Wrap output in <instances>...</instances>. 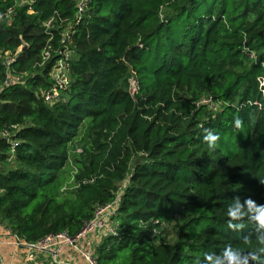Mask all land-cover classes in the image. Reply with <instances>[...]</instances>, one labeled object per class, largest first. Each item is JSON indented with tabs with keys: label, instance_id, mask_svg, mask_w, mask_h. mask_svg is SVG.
<instances>
[{
	"label": "trees",
	"instance_id": "trees-1",
	"mask_svg": "<svg viewBox=\"0 0 264 264\" xmlns=\"http://www.w3.org/2000/svg\"><path fill=\"white\" fill-rule=\"evenodd\" d=\"M65 48L68 84L46 101ZM8 75L0 224L12 234L74 236L117 199L97 264L264 247L255 222L227 223L235 197L264 205V0H0V83ZM204 129L219 133L215 150Z\"/></svg>",
	"mask_w": 264,
	"mask_h": 264
},
{
	"label": "built area",
	"instance_id": "built-area-1",
	"mask_svg": "<svg viewBox=\"0 0 264 264\" xmlns=\"http://www.w3.org/2000/svg\"><path fill=\"white\" fill-rule=\"evenodd\" d=\"M78 7L80 10H82L83 5L85 3V0H77ZM50 20L44 23L45 27L50 26ZM67 31V30H66ZM63 39L62 42H64V38H68V31L65 33H62ZM59 54H61L63 57H60L56 60L55 66L51 69V75H53V85L44 93V99L46 101H52L58 93V89L66 86L68 84V76L66 72V64L64 59L68 58L70 56V50L68 48H65L64 50L60 51ZM48 57V53L45 52L44 58ZM13 58H6V65L11 62ZM18 78L14 76L8 75L1 83H0V91L3 87L10 85L11 83L15 82ZM132 89L133 85H131ZM205 102L209 103L212 107V103L210 99L204 100ZM4 136H8V133H3ZM77 151H80V149H77ZM117 199H115L113 202H110L103 206H97L95 209L94 217L93 219L88 222L83 229H81L76 235L70 236L66 232H60L57 234H52L44 237L38 242H26L22 238L17 237L16 235L12 234L8 229L4 228L0 224V230L3 235H6L8 237H11L13 240V244L17 247L24 248L27 250H37L41 252H45L50 255L51 262H60L61 260V251L66 247H72L76 252H78L81 255V264H97L96 257L93 251V248L89 247L87 249L86 247L84 249H81L78 246V243L90 236L92 231L96 230L98 227H100L102 224L99 221V219L106 215V214H112L115 212L117 208ZM1 242V240H0ZM64 247L62 250L61 248ZM0 264H1V256H0Z\"/></svg>",
	"mask_w": 264,
	"mask_h": 264
},
{
	"label": "clouds",
	"instance_id": "clouds-1",
	"mask_svg": "<svg viewBox=\"0 0 264 264\" xmlns=\"http://www.w3.org/2000/svg\"><path fill=\"white\" fill-rule=\"evenodd\" d=\"M246 41V37H245ZM244 52H249L246 47ZM253 60L256 59L254 53L251 54ZM259 107L264 108V104H258ZM234 127L240 129L242 127V120L235 118ZM220 135L211 129H204L203 141L207 143L210 150H215ZM264 184V181H260ZM228 227L233 231L240 232L244 227L242 222L245 217L248 220L255 222L256 240L259 244L264 245V205L257 204L251 198H245L241 202L240 197H235L233 202L227 206ZM245 236V242L248 241ZM249 260L255 264H264V247H259L255 251L243 252L239 248H234L231 244L226 245L221 254L206 253L203 261H197V264H249Z\"/></svg>",
	"mask_w": 264,
	"mask_h": 264
},
{
	"label": "crops",
	"instance_id": "crops-1",
	"mask_svg": "<svg viewBox=\"0 0 264 264\" xmlns=\"http://www.w3.org/2000/svg\"><path fill=\"white\" fill-rule=\"evenodd\" d=\"M0 240L1 264H47L51 261L50 255L45 252L37 250L30 251L15 246L12 238L3 235L1 230ZM61 252V260L64 262L65 260H67L66 262H70L71 260H77L79 262L82 260L81 255L69 247L64 248ZM70 263L77 264L76 262Z\"/></svg>",
	"mask_w": 264,
	"mask_h": 264
},
{
	"label": "rangeland",
	"instance_id": "rangeland-1",
	"mask_svg": "<svg viewBox=\"0 0 264 264\" xmlns=\"http://www.w3.org/2000/svg\"><path fill=\"white\" fill-rule=\"evenodd\" d=\"M23 1L25 2L26 0H16L17 3H22ZM65 32H67V31L66 30L63 31V33H65ZM135 82H136L135 79L133 77H131L130 78V84L133 85V87H135ZM77 144H78L77 147H80L82 149V144H80L79 142ZM110 215L111 214L109 213V214H106V215L102 216L99 219V221L101 222L102 225L100 227H98L96 230L92 231V233L90 234V236L82 239L78 243V246L81 249H84L85 247L87 249H89V247H91L93 249L95 248V246H96L97 242L100 240L101 236H103L111 228V226H112V222L110 220ZM96 233H97V235L95 236ZM63 248L64 247H62L61 250ZM69 248L73 249L72 247H69ZM30 251H32V250H30ZM74 251L76 252V250H74ZM66 261L67 260H65V262ZM70 262H76L77 264H81V260L79 262L77 260H71Z\"/></svg>",
	"mask_w": 264,
	"mask_h": 264
}]
</instances>
